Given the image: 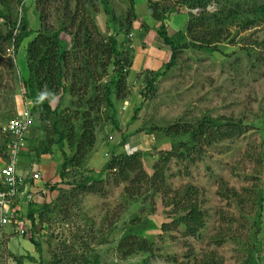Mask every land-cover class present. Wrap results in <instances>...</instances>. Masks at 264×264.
<instances>
[{"label":"rangeland","instance_id":"374dc122","mask_svg":"<svg viewBox=\"0 0 264 264\" xmlns=\"http://www.w3.org/2000/svg\"><path fill=\"white\" fill-rule=\"evenodd\" d=\"M20 1L0 0V11L12 14L17 20L25 10L30 30L37 31L40 25L36 0H22L19 6ZM55 1V7H46L44 23L57 28L61 23L58 8L63 7L64 2L73 7L75 0ZM219 1L223 4L226 0ZM231 1L249 6V1ZM220 3H213L208 10L217 12ZM263 3L264 0H252L250 5ZM129 4V0H110L117 28L125 22ZM190 12L198 14V10L182 14ZM139 13L143 17L146 6L139 7ZM175 15L170 13L169 23ZM94 17L102 34L112 33L102 8ZM187 23L178 26L182 30L169 27L171 36L185 32ZM226 26L227 33L217 52L198 48L195 42L201 35L196 38L190 35L178 43L179 52L172 68L158 79L146 98L140 95L142 77L134 75L139 67L141 71L145 67L142 64L132 67L133 81L129 76L127 80L128 98L115 99L120 127L122 125L124 130L121 134L116 132L106 124L110 115L104 109L100 112L96 138L101 142L99 146L95 144L82 168H69L66 178L70 186L58 187L56 182L44 185L42 174L47 175L60 164L63 166L65 155L75 154L76 149L73 150L69 140L64 141L62 150L54 128L64 130V118L76 117L81 106L77 104L79 96L57 97L52 102L56 115L48 111H43L42 116L34 114L36 129L30 131L28 137L33 134L29 146L36 149L37 156L33 159L20 156L18 168L26 176L41 173V179L32 187L38 208L37 225L32 231L34 240L14 235L8 227L0 241V264H264V203L261 215L258 204L259 198H264V15L242 12ZM2 27L0 19V30ZM142 30L150 36V28L143 26ZM135 34V29H131L128 36L124 34L123 50L131 49L134 53L129 44H135ZM63 37L71 41L69 36ZM188 43L189 48L183 49ZM163 49L170 52L169 47ZM164 66L158 71H163ZM28 76L25 48L17 50L8 42L0 43V168L6 163L3 147L9 138L5 131L7 123L22 118V114L33 107L24 97L23 80ZM109 80L110 77L102 83ZM140 108L139 118L132 120L136 109ZM204 118L243 122L248 131L239 138L211 146L203 141L199 143L201 148L191 150L190 157L174 158L166 173V185L158 184L161 185L159 191L151 184L146 185L150 180H143L139 173L129 175L128 182L119 184L112 172L104 174L96 184L100 193L88 194L72 188L87 175L101 173L114 151L123 155L145 153L144 169L153 176L163 153L173 151L181 155L184 145L191 142L190 135H169L166 129L188 125L194 130ZM125 137L124 146L117 150ZM139 178L141 190L138 186L133 190L132 183ZM189 185L198 189L199 204L205 216V228L195 238L187 237L178 223L184 214L180 212L183 202L177 192ZM38 188L42 189L39 193L42 198L47 196L44 191L49 190L48 202L35 197ZM178 201L181 202L178 206L167 205ZM122 241H127L134 249L145 248L128 255L119 248ZM141 241L148 245L144 246ZM35 243L41 247V252Z\"/></svg>","mask_w":264,"mask_h":264},{"label":"trees","instance_id":"16d2710c","mask_svg":"<svg viewBox=\"0 0 264 264\" xmlns=\"http://www.w3.org/2000/svg\"><path fill=\"white\" fill-rule=\"evenodd\" d=\"M129 1V10L124 18L125 22L122 21L123 23L119 28L115 26L117 17L110 7V0H75L73 7L70 3L64 2V6L58 8V13L61 14L59 15L61 23L58 24L57 28L44 23L46 7L49 5L55 7L56 1L36 0V11L40 26L35 32L30 30V23L25 15V10L24 14L20 15L17 20L12 18V14H5L0 11V19L3 21L2 28L4 29V31L3 29L0 30V43L8 42L17 50L22 46L25 48L29 76L23 80L24 97L33 105V115L35 113L41 115L43 111L56 115L57 111L56 109L53 110L52 102L57 97L61 99L62 95H70L72 98L73 96L77 98L79 96L77 104L81 105V109L79 107V111H76V117L73 119L69 115L64 118L62 123L65 125L64 130L63 127L54 128L55 134L59 138L58 144L63 148L62 150L65 148V140H69L73 150L76 149L73 156L65 155L64 157V164L60 173V184L70 186L71 182L67 181L66 178L67 173L70 171L69 168L80 169L84 166L87 155L97 142L96 126L97 122L101 120L100 112L103 109L111 117L106 124L112 126L116 132L121 134L115 99L122 101L129 96L127 80L133 67L134 58L131 49H122V43L119 42L118 37L124 34L128 36L130 30L133 29L134 22L138 20L135 1ZM245 1H249V6L245 7V5H241L243 2L239 4L231 0L223 1V4L219 0H148L149 14L157 23L158 34L164 45L169 47L171 55L163 71H145L138 75L140 78L142 77L141 85H143L140 95L146 98L147 93L155 88L158 79L172 68L179 52L177 44L183 42L188 36L192 35L196 38V36L201 35L199 39L196 38L195 42L199 46L198 48L207 52H217L219 50L217 47L224 40L227 33L225 27H227L226 25L230 20L242 12L248 13V15L251 13L264 15V3L251 6L252 0ZM213 3H220L221 6L215 13L208 10ZM22 4L23 1L21 0L19 6ZM101 8L108 18V22H110L108 27L113 29L111 34H102L97 29L94 16L100 12ZM185 10H198V14L192 12L188 14L186 33L180 31L178 32L179 35L170 36L167 29L170 13L181 14ZM63 35L69 36L71 41L64 39ZM28 40L30 41L26 44ZM189 46L188 43L183 46V49H187ZM108 77H110V80L103 84L102 81H105ZM59 92L61 94H58ZM85 97L86 100L83 99ZM141 108L136 109L132 120L139 118ZM70 113L71 111L68 110V114ZM79 116L81 120L77 119ZM35 129L36 121L31 132ZM247 131L248 127L243 122L227 119L204 118L199 121L197 128L194 130L188 125L183 127L173 125L166 129L167 134L175 136L190 135L191 142L184 145L181 155H177L173 151L163 153L160 163L154 167L153 176L150 177L144 169L145 153L137 152L131 155H123L114 151L101 173L95 176L87 175L83 182L76 186L72 185V188H77L88 194L100 193L101 191L96 184L102 180L104 174L112 172L117 177L119 184L128 182L129 175L139 173L142 175L143 180L147 178L151 181H146V185L151 184L153 188L159 191L161 185L158 184L166 185V173L170 162L174 158L190 157L191 150L200 147L199 143L203 141L208 142V145L211 146L225 140L239 138ZM31 135L33 134L31 133ZM31 135L28 137V149L23 158L29 156L33 159L37 156L36 149H30L29 146ZM9 142V138L6 139L3 147L4 152L6 151L5 160L8 158L7 147ZM125 142L126 137L122 139L117 150L123 147ZM199 156H202V151H199ZM137 186H142L140 178L137 182L132 183L133 190L138 188ZM138 190H141L140 187ZM179 196L183 202L179 207L180 212L184 215L180 217L178 223L184 228L187 237H198L205 228V216L198 199L200 196L199 191L189 185L177 192V197ZM237 197L241 199L239 195ZM178 203L181 204L178 201L177 203L169 202L167 205L169 207L178 206ZM263 203L264 198L261 196L258 201L260 212L263 211ZM37 209L33 205L29 208L28 218L33 229L37 225ZM259 232L260 225L257 234ZM142 243L144 246L148 245L145 241ZM36 248L39 252L42 251L38 244H36ZM119 248L125 254L131 255L136 250H143L145 247L134 249V247L128 245L127 241H122Z\"/></svg>","mask_w":264,"mask_h":264},{"label":"built area","instance_id":"2783aa9c","mask_svg":"<svg viewBox=\"0 0 264 264\" xmlns=\"http://www.w3.org/2000/svg\"><path fill=\"white\" fill-rule=\"evenodd\" d=\"M130 47L133 48L132 45ZM22 115V118L9 121L5 129L10 142L8 158L0 168V241L8 227L12 228L14 235L34 239L33 226L23 207L33 203L30 185L41 179V173L26 176L18 169L19 157L27 152L28 134L35 122L29 108Z\"/></svg>","mask_w":264,"mask_h":264},{"label":"crops","instance_id":"0c3cea01","mask_svg":"<svg viewBox=\"0 0 264 264\" xmlns=\"http://www.w3.org/2000/svg\"><path fill=\"white\" fill-rule=\"evenodd\" d=\"M139 3V4H138ZM146 6V13H144V16L141 17L142 15L139 13V7L142 9L143 7ZM135 8H136V13L138 15V20L136 22H134L133 24V29H135L137 31V34H135L134 36H136L135 39V44H129L133 46V66H137L141 64L143 65V67H145L142 71L139 67L138 72L134 75H140L141 73L145 72V71H158L160 70L164 65H166L169 60H170V52L168 50L163 49L164 47L167 49V47L164 45L163 40L161 39V37L158 34V29H157V23L151 18L150 14H149V7H148V2L147 0H144V2L142 0H139V2L137 0H135ZM188 11V10H185ZM183 13V12H182ZM176 14L175 17L173 19H171V22H167V29L169 27H173V29L175 30H182L180 27L178 26H182L184 23H187V20L189 18L188 14ZM147 27L150 28V36L147 33H144L146 31L142 30V27ZM141 28V29H140ZM140 29V30H138ZM153 30V31H152ZM139 32V33H138ZM169 35L171 36V33L168 30ZM133 36V37H134ZM150 37L152 38L151 42H149ZM118 40L120 43L126 45V40L124 38V35H121L118 37ZM30 40H28L26 42V44L29 42ZM148 41V42H147ZM25 44V45H26ZM134 68L131 69L130 71V81L132 82L133 79L131 77L132 72H133ZM124 130L122 125H121V131ZM98 142L96 143V146H99V143L101 141L97 140ZM129 145V144H128ZM62 165L60 164L58 167L55 166V168L50 169V173L47 172L43 175L42 174V180L44 181V185L45 183H49V182H56L59 186H63L62 184H60L61 182V178H60V173L62 171ZM55 172V173H54ZM54 174L55 176L50 178L51 175ZM34 185V184H33ZM33 185H30V192H32V188ZM48 188V187H47ZM50 188H52L50 186ZM42 190L41 188H38L37 193L35 195V197L40 198L41 202H48L47 200H49L50 197V192L49 190L44 191L47 196L46 197H40V194ZM35 200V201H34ZM36 203H37V199H33V203H30L28 205H25L24 208V212L28 215L29 214V208L31 205H33L34 207H36Z\"/></svg>","mask_w":264,"mask_h":264},{"label":"water","instance_id":"95a60500","mask_svg":"<svg viewBox=\"0 0 264 264\" xmlns=\"http://www.w3.org/2000/svg\"><path fill=\"white\" fill-rule=\"evenodd\" d=\"M47 230V229H46Z\"/></svg>","mask_w":264,"mask_h":264}]
</instances>
